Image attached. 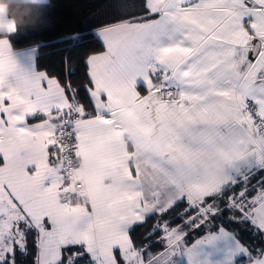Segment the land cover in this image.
Masks as SVG:
<instances>
[{
    "label": "snow or ice",
    "instance_id": "obj_1",
    "mask_svg": "<svg viewBox=\"0 0 264 264\" xmlns=\"http://www.w3.org/2000/svg\"><path fill=\"white\" fill-rule=\"evenodd\" d=\"M138 8L97 30L103 51L86 59L91 111L71 84L22 68L0 39V69L15 72L7 83L0 74V264L27 257L33 237V264H211L203 246L228 236L248 264H264L223 227L189 248L182 229L158 222L166 247L147 257L130 236L184 201L197 210L189 224L227 209L264 233V181L248 199L264 170V0ZM122 132L131 139L117 142ZM81 160L114 184L83 191L68 177Z\"/></svg>",
    "mask_w": 264,
    "mask_h": 264
},
{
    "label": "trees",
    "instance_id": "obj_2",
    "mask_svg": "<svg viewBox=\"0 0 264 264\" xmlns=\"http://www.w3.org/2000/svg\"><path fill=\"white\" fill-rule=\"evenodd\" d=\"M140 3L141 0H49L42 26L28 32L12 34L8 39L16 51L36 47L37 69L56 77L65 86L71 84L77 93V99L91 111L92 105L87 92V87H91V84L87 75L86 59L94 52L103 51L102 42L94 35V31L100 25L143 15L138 8ZM67 94L69 97L72 95L71 92ZM261 181H264V170L257 171L251 177L248 185L249 200L259 191ZM239 190L240 187H237L236 192ZM224 203V200L220 201L222 208ZM187 207L186 201L181 202L166 214L151 215L145 222L137 224L130 231L136 247L147 246L145 255L148 252L158 254L165 250L166 242H162L165 233L162 228L153 233V228L158 222L163 225L164 221H168L170 228L183 230L187 247L223 227L249 249L254 259L261 257V252H264V233L255 229L249 221L229 219L232 213L225 209L197 227L187 222L189 217L197 215V210L190 209L185 212ZM29 249L30 254L27 257L17 254L18 264H33L34 237L29 242ZM248 260L249 258L239 259L237 264H248Z\"/></svg>",
    "mask_w": 264,
    "mask_h": 264
},
{
    "label": "clouds",
    "instance_id": "obj_3",
    "mask_svg": "<svg viewBox=\"0 0 264 264\" xmlns=\"http://www.w3.org/2000/svg\"><path fill=\"white\" fill-rule=\"evenodd\" d=\"M44 3L45 0H0V39H8L18 30L36 29L42 26L43 14L39 9ZM0 74L5 83L15 76V72L7 66L0 69ZM115 139L123 143L131 139V136L122 132L118 133ZM68 177L73 183L78 182L83 191L107 190L114 184L113 178L94 167L91 162L84 160L79 162L76 170L68 173Z\"/></svg>",
    "mask_w": 264,
    "mask_h": 264
},
{
    "label": "crops",
    "instance_id": "obj_4",
    "mask_svg": "<svg viewBox=\"0 0 264 264\" xmlns=\"http://www.w3.org/2000/svg\"><path fill=\"white\" fill-rule=\"evenodd\" d=\"M48 3H49V0H45L44 6L41 9H39L43 14V20L44 21H45L46 14H47ZM102 26H104V25H100L99 28ZM99 28L95 29L94 35L102 42V40L100 39V37L97 33V30ZM31 30L32 29L18 30L16 33H23V32H28ZM16 33H14V34H16ZM9 44H10V47L12 49V53H13L14 58L17 60L18 64L22 68H24L28 71H32L33 69L39 71L36 67V57H37V48L36 47L16 51L13 49L10 41H9ZM39 122H40V120H36V119H32L29 121V123H39ZM156 214H160V213H156ZM226 231H228V230H226ZM213 234H219V230L214 232ZM208 235L209 234L205 235L204 237H206ZM203 238H201L200 240H202ZM194 244H196V243H194ZM191 247L192 246H190L189 248H191ZM203 249H204V253L207 255L208 259L210 260L211 264H229V257H231V264H237L239 259L249 258L244 253H235V241H234V238L231 236L220 237L216 241H214L211 245H204ZM145 257H147V255H145ZM260 258H264V257H260ZM181 264H187L186 259H182Z\"/></svg>",
    "mask_w": 264,
    "mask_h": 264
},
{
    "label": "rangeland",
    "instance_id": "obj_5",
    "mask_svg": "<svg viewBox=\"0 0 264 264\" xmlns=\"http://www.w3.org/2000/svg\"><path fill=\"white\" fill-rule=\"evenodd\" d=\"M163 251H164V250H163ZM163 251H162V252H163Z\"/></svg>",
    "mask_w": 264,
    "mask_h": 264
}]
</instances>
